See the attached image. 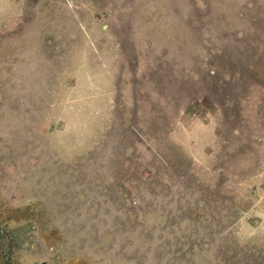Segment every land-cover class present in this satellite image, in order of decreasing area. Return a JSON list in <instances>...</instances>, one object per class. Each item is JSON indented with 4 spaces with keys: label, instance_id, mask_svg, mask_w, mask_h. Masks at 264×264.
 <instances>
[{
    "label": "rangeland",
    "instance_id": "obj_1",
    "mask_svg": "<svg viewBox=\"0 0 264 264\" xmlns=\"http://www.w3.org/2000/svg\"><path fill=\"white\" fill-rule=\"evenodd\" d=\"M0 264H264V0H0Z\"/></svg>",
    "mask_w": 264,
    "mask_h": 264
}]
</instances>
